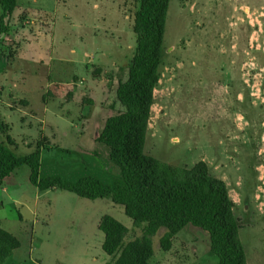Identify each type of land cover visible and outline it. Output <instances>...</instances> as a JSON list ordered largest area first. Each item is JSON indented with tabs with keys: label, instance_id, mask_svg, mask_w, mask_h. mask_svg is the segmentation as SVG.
Segmentation results:
<instances>
[{
	"label": "rangeland",
	"instance_id": "obj_1",
	"mask_svg": "<svg viewBox=\"0 0 264 264\" xmlns=\"http://www.w3.org/2000/svg\"><path fill=\"white\" fill-rule=\"evenodd\" d=\"M137 7L17 0L0 38V124L17 155L43 141L41 175L74 181L87 165L117 173L95 138L121 108L116 87L134 53ZM144 152L182 167L204 161L235 202L247 264H264V0L169 1ZM28 176L21 166L0 186L1 227L19 242L4 264L112 263L101 249L104 215L129 230L125 242L142 236L110 199L38 191ZM163 233L151 238L150 264H217L205 232L186 227L168 251Z\"/></svg>",
	"mask_w": 264,
	"mask_h": 264
},
{
	"label": "trees",
	"instance_id": "obj_2",
	"mask_svg": "<svg viewBox=\"0 0 264 264\" xmlns=\"http://www.w3.org/2000/svg\"><path fill=\"white\" fill-rule=\"evenodd\" d=\"M169 1L138 0L132 25L134 53L126 79H120L116 87V101L121 108L105 119L95 138L117 173L87 165L74 181L41 175L43 141L36 143L34 151L17 155L12 150L15 142L7 134L9 126L0 124L5 139L0 142V186L25 165L29 168L28 181L38 191L62 190L89 200L108 198L122 206L133 226L143 227L142 236L125 242L129 230L104 215L98 224L103 234L101 249L114 259L107 264H150L152 236L163 230L159 245L168 251L171 238L188 226L206 233L217 264H247L234 203L225 182L212 176L204 161L182 167L160 162L144 152L154 90L162 70ZM16 7V0H0V38L9 32ZM229 67L227 64L223 72ZM18 247V240L0 223V264Z\"/></svg>",
	"mask_w": 264,
	"mask_h": 264
},
{
	"label": "crops",
	"instance_id": "obj_3",
	"mask_svg": "<svg viewBox=\"0 0 264 264\" xmlns=\"http://www.w3.org/2000/svg\"><path fill=\"white\" fill-rule=\"evenodd\" d=\"M17 1V0H16ZM217 178V177H216ZM221 179V178H220ZM222 180V179H221ZM235 203V202H234Z\"/></svg>",
	"mask_w": 264,
	"mask_h": 264
}]
</instances>
